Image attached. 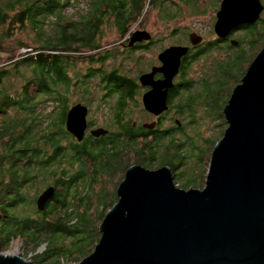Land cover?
Segmentation results:
<instances>
[{
  "label": "trees",
  "instance_id": "16d2710c",
  "mask_svg": "<svg viewBox=\"0 0 264 264\" xmlns=\"http://www.w3.org/2000/svg\"><path fill=\"white\" fill-rule=\"evenodd\" d=\"M87 1L89 10L83 14L78 12L77 20L65 18L63 9L74 8L79 0H7L6 7H0V27L4 28L0 36V47L5 45V38L20 26L29 25L35 32V45L30 46L33 52L22 53L16 57L18 59H15L16 54L11 56L15 72L23 65L31 68L33 76L24 80L26 82L18 93L10 94L5 87H0V244L5 247L10 239L21 238L34 250L44 242L42 237L50 232L47 236L50 242L46 245V250L34 256L35 263L50 260L46 264H59L60 259L52 260L62 251L66 255L65 260L73 257L75 261L92 252L100 238L99 223L118 200L116 187L133 164L148 169L167 165L180 188L201 189L208 169L201 182H195L193 177H189V173H194L193 169H181L183 173L177 174V169L186 166L192 158L182 151L183 142L179 135L185 131V126L181 121L187 119L203 126V117L198 116V112L212 125L216 123V119L206 103L205 111L198 107L186 114L184 108H190L203 98L207 102L206 99L214 95L213 86L216 83L223 85L230 82L233 90L264 43V20L260 18L254 24L237 27L233 34L236 44H223L219 42L222 38L217 37L205 40L191 57V63L188 62V70L196 60L210 51L223 50L224 53L218 58H212L209 65L206 62L202 64L198 78L189 76L188 81L180 84L183 85L180 86L182 91L170 96L168 102L166 99L167 109L165 113L155 116L153 128H143L142 124L145 122L133 126V110L139 107L143 117L148 118L150 113L144 110L137 98L140 93L137 76L130 77L125 72H120L116 66L108 69L103 67L105 60L110 57V48L103 47L100 43L101 27L108 21L109 25L115 26L118 35L122 36L119 39H122L139 21L145 8L157 6L161 18L167 17L171 20L176 19L175 14L180 11H172L171 7L167 9L162 4L163 0ZM198 1L183 0L193 9ZM262 5L264 7V2ZM51 16L55 20L52 22L53 35L43 38V27L50 24L48 17ZM237 33L243 34L236 36ZM247 44H250L248 50ZM112 46L110 45L114 49ZM23 47L29 45L18 40L14 51ZM235 49L237 54L232 53ZM243 50L249 51L251 55L245 56ZM239 60L241 63L248 60L240 77L235 75ZM84 62L91 65L86 67L84 79H81L77 77L75 67ZM96 62L101 66L95 64ZM145 70H139V73ZM7 76L1 70L0 83ZM95 77L98 86L104 89L105 94L102 96L106 95L109 99L107 120L114 122L118 130L106 132L99 137L86 134L79 142L65 129L67 111L75 103H70L68 94L79 92L88 105L92 101L89 98V83ZM99 105L98 103L96 106ZM175 116L178 119H174L173 125L160 128L164 126V119L173 120ZM224 122L226 128V120ZM94 123L96 122L92 119L87 121L88 126H93ZM110 123L106 122V125L110 126ZM223 132L224 130L210 142L212 147L222 137ZM133 155L135 158H132ZM115 171H118L120 177L112 188L114 193L111 194L110 190L93 192L97 200L104 199L102 209L93 218L90 213L93 196L90 197L83 189L78 192L80 180L83 176H89L90 182L84 186H90L99 184L101 177L103 184L104 177L113 175ZM48 186L55 188V203L47 202L42 211L34 203V216H24L33 205L25 200V195H29V190L34 188L36 195L38 189L43 187V191ZM72 186H75V193L70 196L69 189ZM63 187L67 189L64 197L62 200H55ZM76 195V202L67 201L68 197L73 199ZM68 203L75 206L70 207ZM17 214H23L22 218ZM92 223L94 231L90 235L86 234ZM27 231L30 232L25 233ZM86 239L89 240L84 248ZM65 241L68 243L65 244Z\"/></svg>",
  "mask_w": 264,
  "mask_h": 264
},
{
  "label": "water",
  "instance_id": "95a60500",
  "mask_svg": "<svg viewBox=\"0 0 264 264\" xmlns=\"http://www.w3.org/2000/svg\"><path fill=\"white\" fill-rule=\"evenodd\" d=\"M263 9L260 0H221L213 32L226 37L239 25L258 21ZM149 38L136 31L130 43ZM189 41L197 45L202 38L192 32ZM187 52L186 46H169L158 55L160 66L139 75V84L150 87L141 96L146 112L157 116L167 109V90ZM157 72L163 79H153ZM87 114L80 102L66 114L65 129L79 142L88 129ZM223 114L227 126L213 146L204 186L178 187L167 165H131L116 187L118 200L98 226L94 249L73 264H264V43ZM154 126V121L142 124ZM106 132L97 127L88 133ZM54 196L53 186L44 188L36 208L42 211ZM0 264L31 263L0 254Z\"/></svg>",
  "mask_w": 264,
  "mask_h": 264
},
{
  "label": "rangeland",
  "instance_id": "374dc122",
  "mask_svg": "<svg viewBox=\"0 0 264 264\" xmlns=\"http://www.w3.org/2000/svg\"><path fill=\"white\" fill-rule=\"evenodd\" d=\"M6 1L7 0H0V7L5 8ZM260 1L261 3L264 2V0H260ZM86 2L88 1L79 0V2L76 4L74 8L67 7L66 10L63 9V16L67 19L77 20L79 18L78 12L83 14L85 11L89 10V5H87ZM219 2L220 0H199L196 3L195 8L193 9L191 6H187L183 2V0H163L162 4L165 7H167V9L171 7L172 11L176 9L180 11L179 14L178 13L175 14L176 19L174 20H171L167 17L161 18L159 7L157 6H151L148 9L145 8V12L142 16V26L146 28L148 31H153L157 33V36H160L161 38L158 44H154L150 46L149 47L150 49H146V51H143L141 53H137V52L132 53L133 56L132 58H129V59L128 57H126V55H124L125 52L122 51V48L119 47V45L117 44V42L120 40L119 38H121L122 36H119L117 33L118 30L115 28V26L109 25V22L107 21L101 27L102 35L100 37L101 38L100 43L103 47L109 46L108 48H110V57H108L105 60L103 67L108 69L113 66H116L120 72L122 73L125 72L130 77H135L139 75V70L146 69L148 64L154 59H156V56L160 52L161 48L167 47L171 43H176L175 41L177 40V36L173 34V30H176L175 28H177L178 36H182L183 32L195 31L201 36H203L204 39L207 41L215 38L216 36L213 32V24L215 21V14H216V11L218 10ZM169 13L171 14L172 12H169ZM48 19H49L50 24L44 25L43 38L53 35L51 33L52 32V22H54L55 20L52 16L48 17ZM260 19L264 20V11L261 13ZM163 27H165L166 30ZM259 28L261 29L260 25H259ZM3 30L4 28L0 27V36ZM240 34H243V33H237L236 36ZM18 40L21 42L27 43L29 47H23V48L18 49V51H14L15 50L14 48L16 47V43ZM34 40H35L34 29L31 28L29 25L20 26L17 29H14V31L12 32V34H10V36L8 35L5 38L4 40L5 45L0 47V71L4 70L5 73L8 75L3 80V82L0 83V87L2 88L5 87L6 91L11 92L10 94L20 92L21 86L23 85L24 82H26L24 80H26V78H30L33 76V71L31 70V68L23 66V65L19 68L18 72H15L16 68L13 66V63H12L13 59H11V56L12 54L14 55L16 54L15 59H18L16 57H18L22 53L33 52L30 46L35 45V43H33ZM182 40L183 38L177 41L181 42ZM110 45H113L112 47H114V49L111 48ZM249 47H250V44H247L246 49L248 50ZM8 49H11V50L8 52ZM222 51L223 50H219V51L214 50V51H210L207 55L205 54L202 55L189 68V71H190L189 76L192 78H198L200 75V71H201V65L204 64L205 62L208 63L206 65H209L210 64L209 61L212 58H218L219 56L222 55L221 53H224ZM82 52H85V51H82ZM243 52L245 56L251 55L249 51L243 50ZM232 53L237 54V49L233 50ZM248 60H244L242 63L239 60V66H238L237 71L235 72V75H238V77H240L243 71L242 69L243 67L244 68L246 67ZM95 64L99 65V67L101 66V64H99L98 62H96ZM88 65H91V64L84 62V64L78 63L76 65L75 69L77 71L78 78L84 79L83 74ZM195 82H198V81L195 80ZM229 84L230 82H226L223 85H219V83H216L213 86L214 95L212 97L207 98L206 99L207 102H205V98H203V99L196 101L193 105L191 104L192 106L190 105L191 106L190 108L188 107L184 108V111L186 114L189 112L195 111L198 107H202L205 111V103H206L207 106L209 105L208 108L210 109L212 116L216 119V123H213L212 125L210 121H208L207 119L205 120V116L202 115L201 112H198L197 114L198 116L203 117V120H202L203 126L199 123L194 124L193 122H190V120L182 119L181 123L185 126V131L179 135L181 141L183 142L182 151L186 155L192 158L188 160V163L186 166H182L181 168L177 169L178 175L182 174L183 170L193 169L194 173L192 172L189 173L188 174L189 177H193L195 182H201L202 180H204L203 176L206 174V171L208 169L207 167L209 166L210 156H211V152L213 149L210 142L214 140L215 138H217L219 134L222 132V130L225 129V126H224L225 117L223 114V108L230 96V90H231L232 85L231 84L229 85ZM89 85H90V91H91L89 98L92 101L88 105H86L87 104L86 101L82 100L83 97L79 92L73 91L68 94V99L70 103H74V102L76 103L77 101H80V103L88 107L87 121L92 119V120H95L96 122L94 123L93 126L91 125L88 126V129L86 130V134H89L88 132L90 129L97 128V127H101L107 130V132L117 131L118 130L117 125L114 122L107 120L109 116V112L107 111L109 99L107 98L106 95L102 96L103 94H105V92L103 88L98 86L97 77H95L89 83ZM141 96H142V91L140 89V93L138 94V97H137L140 102H141ZM98 103L100 105L96 106ZM138 109L140 108L138 107ZM138 109L133 110V113H132L131 122L133 123V126H138L139 124L143 122L150 123L151 121H154V120L156 121L155 119L156 115L153 116L152 114H150L149 118L148 116L143 117L142 112H140ZM47 110L48 109L46 108V111ZM174 119H178V117L176 116L173 117V120H170L169 118L164 119L165 120L164 126H160V128L170 127L169 125L174 124ZM106 122L107 123L111 122L109 124L110 126L106 125ZM130 156L132 155L130 154ZM132 158H135L134 155ZM118 167L119 166H117V168ZM72 175L73 174H71V176ZM119 177H120V174L118 173V171H115L113 175L104 177L105 182L103 184L101 183L102 178L100 177L99 184H91L90 186L89 185L84 186L85 183L90 182V177L83 176L80 180L81 185L78 187V192L81 189H83V191L86 194H89V196L91 197L93 196L94 191H100V192H105V190L112 191V188L115 186ZM173 179H174V175H173ZM36 180H38V178H36ZM174 182L177 186L179 185L177 181L174 180ZM31 187L33 188L32 185ZM42 189L43 187L38 189V192L36 195H34L35 188L34 190L30 189L28 193L29 195H25V200L27 202H32L33 205L30 206V209H28L27 213L24 214V216L26 217L34 216L35 201L33 200L34 201L33 202L32 199L33 197H36L42 191ZM58 189H60V187H58ZM66 190H67L66 187H63L59 196L55 197V200H58V198L62 200ZM114 191L115 190H113L111 194L114 193ZM69 192H70L69 195L70 194L73 195L75 193V186H72L69 189ZM68 198L71 201H69ZM68 198H67V201L69 203H73L77 201L78 196L76 195V197L73 199L71 197H68ZM94 198L95 197L93 196V200H92L93 202H92V207L90 209V213L92 214L93 218H96L100 209H102L104 205V199L97 200L96 198L95 199ZM53 199L54 198H52L48 202L53 203L54 202ZM69 206L73 207L75 205L69 204ZM17 216L22 218L23 214H17ZM93 231H94V223L90 224L89 229L87 231L88 233L87 232L85 233L90 235L91 232ZM29 232L30 231H27L25 233H29ZM50 234H51L50 232L45 234L42 237V240L44 242H41L38 248H35L34 250L29 248V246L25 244L26 243L25 239H21V238L10 239L8 241L9 243L5 247H3L0 244V254L12 256V253L14 252L15 255H19L25 258L31 264H46V262L47 261L49 262L50 260H44L42 262L39 261L40 263L38 262L35 263L34 256L46 250V245L50 242L47 236H49ZM88 240L89 239H86L84 241V244H85L84 248L86 247ZM66 243L68 242L65 241V244ZM65 256L66 255L63 251L59 252V255L53 257L52 261H56V259H60L59 264H73V263L79 262L82 259V257H80V259L78 258L79 259L78 261H75L73 257H69L65 260L64 259Z\"/></svg>",
  "mask_w": 264,
  "mask_h": 264
},
{
  "label": "flooded vegetation",
  "instance_id": "af4514ba",
  "mask_svg": "<svg viewBox=\"0 0 264 264\" xmlns=\"http://www.w3.org/2000/svg\"><path fill=\"white\" fill-rule=\"evenodd\" d=\"M219 4H220V2H219ZM218 9H219V6H218ZM144 12H145V9H144L139 21L130 30H128L126 32L125 36L122 39H120L117 42L119 47L122 48V51L125 52L124 55H126V57H128V58H132V56H133L132 53H136V52L141 53L143 51H146V49H150L149 47L154 45V44H158V42L161 38L160 36H157V33L153 32V31H148L146 28H144L142 26V16H143ZM137 24H138V26H137ZM239 27H240V25H239ZM163 28L166 30L165 27H163ZM175 29L176 30H173V34H175L177 36V40H181V38H183V40L181 42H178L176 40L175 41L176 43H171L167 47L173 46V45L186 46V47H188V52L186 53V55H184L180 58V66H179L178 72L172 79V86L167 90V102H168V99L170 98V96L177 95L182 91L180 89V86L182 87L183 85H180V84L188 81V77H189V73H190V71L187 69L188 62L191 63L190 62L191 57L196 53V51L198 50L200 45L203 42H205V39L203 36H201L200 34H198L195 31H192V32L196 33L197 35L201 36L202 41L197 45H191V43L189 41V34L192 32H189V31L183 32L182 36H179V39H178V31H177V28H175ZM236 29H237V27L232 29L230 31V33L226 37H223L222 39H220L222 41H219V42H221L223 44L228 43L229 45L233 44L232 42H235L234 38H233V34L236 32ZM135 31H146L148 33V35L150 36V38L148 40H144V41H135L131 44L130 40H131V37ZM167 47L161 48L160 52L156 56V59L151 61L148 64V66L146 67V70L143 72H140L139 75L142 73H145V72H149L151 70V68L154 66L155 67L160 66L161 62L158 59V55ZM139 75H137V81H138ZM153 79L154 80L163 79V75L161 73L157 72L154 74ZM138 85L140 86L142 94L145 91L150 89V87H148V86L143 87L140 84H138ZM163 113H165V112H163Z\"/></svg>",
  "mask_w": 264,
  "mask_h": 264
},
{
  "label": "bare ground",
  "instance_id": "6f19581e",
  "mask_svg": "<svg viewBox=\"0 0 264 264\" xmlns=\"http://www.w3.org/2000/svg\"><path fill=\"white\" fill-rule=\"evenodd\" d=\"M13 254L15 255V253H14V252L12 253V256H14ZM10 256H11V255H10Z\"/></svg>",
  "mask_w": 264,
  "mask_h": 264
}]
</instances>
